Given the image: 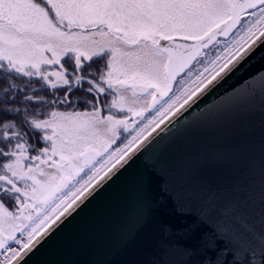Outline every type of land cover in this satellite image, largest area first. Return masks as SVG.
<instances>
[{"label": "snow or ice", "instance_id": "obj_1", "mask_svg": "<svg viewBox=\"0 0 264 264\" xmlns=\"http://www.w3.org/2000/svg\"><path fill=\"white\" fill-rule=\"evenodd\" d=\"M261 48L264 0H0V69L39 76L47 86L71 93L85 81L83 75L70 80L66 70L48 73L41 65L69 57L75 72H83V61L108 57L107 70L98 79L88 78L86 91L98 96L106 84L114 93L107 116L95 105L84 112L53 110L46 118L29 119L25 110L29 129L41 134L44 146L38 149L25 139L27 133L9 131L15 124L3 123L8 143H0L5 161L0 164V264L25 261L118 165L127 163L133 145L139 150L166 121L250 60L264 58ZM56 102L70 103L67 95ZM129 115L137 120L130 122ZM134 123L135 135L113 149L119 131L129 133ZM242 230L264 246V230L257 233L247 224ZM182 231L191 234L193 228ZM214 243L209 241L206 251H213ZM202 264L216 262L205 258Z\"/></svg>", "mask_w": 264, "mask_h": 264}, {"label": "water", "instance_id": "obj_2", "mask_svg": "<svg viewBox=\"0 0 264 264\" xmlns=\"http://www.w3.org/2000/svg\"><path fill=\"white\" fill-rule=\"evenodd\" d=\"M162 128L21 264H264V58Z\"/></svg>", "mask_w": 264, "mask_h": 264}, {"label": "trees", "instance_id": "obj_3", "mask_svg": "<svg viewBox=\"0 0 264 264\" xmlns=\"http://www.w3.org/2000/svg\"><path fill=\"white\" fill-rule=\"evenodd\" d=\"M65 66L62 62V67ZM6 81V83L4 82ZM10 85H15V88H9ZM9 91L5 94L4 89ZM64 88L53 89L47 86L39 78H29L23 75H18L14 71L9 73L5 69H0V143L7 144L3 140V123H12L16 127L9 131H20L23 135L27 133L25 139L33 148L38 149L43 146L40 141V133L32 132L28 124L25 122V110H27L28 118H46L47 113L52 111L53 105L50 102V95L43 92H64ZM28 95L33 96V101H27L25 98ZM37 100H42L45 103H37ZM5 109H19L18 113H6ZM59 111V110H56ZM15 144L16 141H11ZM31 154H35L33 151ZM5 162L0 159V164Z\"/></svg>", "mask_w": 264, "mask_h": 264}, {"label": "flooded vegetation", "instance_id": "obj_4", "mask_svg": "<svg viewBox=\"0 0 264 264\" xmlns=\"http://www.w3.org/2000/svg\"><path fill=\"white\" fill-rule=\"evenodd\" d=\"M107 59L108 57H104L103 59H96L92 62H87L83 61L82 63L84 64V71L83 72H75V64L74 60L70 59L69 57H65L62 62L64 63L65 66H63V70H66L67 73L69 74L67 78L70 80L72 79V75H83L85 77V81L82 83L81 86H75L73 87V91L71 93H66L64 92H43V93H48L50 95V102L53 105L52 111L53 110H59V111H92L93 110V105L96 107H99L101 109V115L102 116H107L109 114V108L108 105L111 103L112 98L114 93L111 90L107 89V85H103L106 89L105 93L97 94L95 92L93 93H87L86 89L89 87V85L86 83V80L88 78H95L98 79L100 72L106 71V64H107ZM61 62V65H62ZM91 64V67H88V64ZM89 73H95V77L89 76ZM39 79H41L39 77ZM74 84V82H73ZM83 89V90H81ZM65 95H67L68 100L70 103L68 104H60L56 101L63 100ZM87 100L89 103H84V101ZM99 101V103H96V101ZM113 113H116V109H112ZM122 115V114H118ZM147 115V113H146ZM129 120L135 121L137 118L131 117L129 115ZM138 127V124L134 123L133 128L130 129L129 133L123 132L121 129L119 131V139L117 140V143L114 144L112 147L115 149L116 147H123L125 143H127L128 140L131 139L132 135H135L134 129ZM44 146V145H43ZM40 146V147H43ZM39 147V148H40ZM6 203H8L7 199L5 200ZM10 210H15L14 205H9Z\"/></svg>", "mask_w": 264, "mask_h": 264}, {"label": "rangeland", "instance_id": "obj_5", "mask_svg": "<svg viewBox=\"0 0 264 264\" xmlns=\"http://www.w3.org/2000/svg\"><path fill=\"white\" fill-rule=\"evenodd\" d=\"M38 2H39V0H38ZM45 55L46 56H48V57H51V53H45ZM65 57H62L61 58V62H62V60L64 59ZM41 69H42V71H45V72H48V73H51V72H59V71H63V67H62V65H61V63L60 64H56V65H41ZM39 78V76H33V77H31V78ZM52 81L54 82L55 81V77H52ZM137 145H133L132 146V151L134 150V148L136 147ZM130 153V152H129ZM128 153V154H129ZM17 235H19V234H17ZM0 257H2V256H0Z\"/></svg>", "mask_w": 264, "mask_h": 264}, {"label": "bare ground", "instance_id": "obj_6", "mask_svg": "<svg viewBox=\"0 0 264 264\" xmlns=\"http://www.w3.org/2000/svg\"><path fill=\"white\" fill-rule=\"evenodd\" d=\"M166 123H168V122L166 121L165 124H166ZM162 126H164V125H162ZM162 126H161V127H162ZM153 134H154V133H153ZM133 152H134V151L130 152V153L128 154V156L126 157V159H127V158L131 155V153H133ZM118 166H119V165H118Z\"/></svg>", "mask_w": 264, "mask_h": 264}]
</instances>
